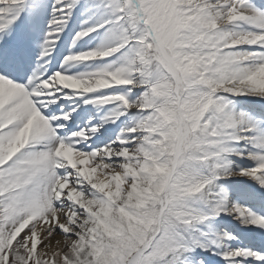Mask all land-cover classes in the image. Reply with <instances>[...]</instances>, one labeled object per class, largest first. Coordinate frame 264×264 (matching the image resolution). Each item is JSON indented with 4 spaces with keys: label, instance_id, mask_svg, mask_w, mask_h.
I'll list each match as a JSON object with an SVG mask.
<instances>
[{
    "label": "snow or ice",
    "instance_id": "snow-or-ice-1",
    "mask_svg": "<svg viewBox=\"0 0 264 264\" xmlns=\"http://www.w3.org/2000/svg\"><path fill=\"white\" fill-rule=\"evenodd\" d=\"M0 264H264V0H0Z\"/></svg>",
    "mask_w": 264,
    "mask_h": 264
}]
</instances>
